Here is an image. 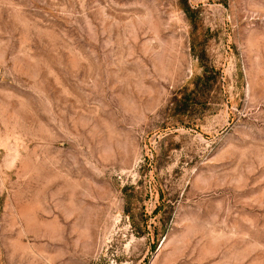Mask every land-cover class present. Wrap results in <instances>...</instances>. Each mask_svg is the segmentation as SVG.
Returning a JSON list of instances; mask_svg holds the SVG:
<instances>
[{
	"label": "rangeland",
	"instance_id": "rangeland-1",
	"mask_svg": "<svg viewBox=\"0 0 264 264\" xmlns=\"http://www.w3.org/2000/svg\"><path fill=\"white\" fill-rule=\"evenodd\" d=\"M0 264H264V0H0Z\"/></svg>",
	"mask_w": 264,
	"mask_h": 264
}]
</instances>
